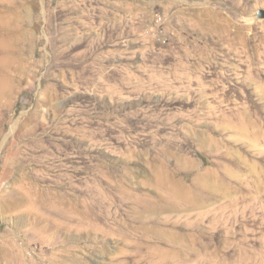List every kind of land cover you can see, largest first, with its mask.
Instances as JSON below:
<instances>
[{
  "label": "rangeland",
  "instance_id": "rangeland-1",
  "mask_svg": "<svg viewBox=\"0 0 264 264\" xmlns=\"http://www.w3.org/2000/svg\"><path fill=\"white\" fill-rule=\"evenodd\" d=\"M260 10L0 0V143L34 155L0 178V264H264ZM205 170L230 202L142 209L168 175L191 186Z\"/></svg>",
  "mask_w": 264,
  "mask_h": 264
},
{
  "label": "bare ground",
  "instance_id": "bare-ground-1",
  "mask_svg": "<svg viewBox=\"0 0 264 264\" xmlns=\"http://www.w3.org/2000/svg\"><path fill=\"white\" fill-rule=\"evenodd\" d=\"M6 54L8 56V53H6ZM2 85H3V81L0 78V96L3 93V91H2L3 90V88H2L3 86ZM0 139H1V133H0ZM35 143H36V140L30 138L29 140L26 141V143L23 145V147L29 146L30 144L33 145ZM3 144H4V142L0 143V151L2 153V154H0V178H2L3 172H4L5 168L8 165H12V163H13V165L17 166L18 168H23V165H24V163L27 162V159L28 158L30 159V158L34 157V155H32V154H27L28 158H26L24 156L18 157L19 154L25 155L26 152L23 153L22 150H20L21 147L19 149H17V150H14V144H16V143H13V141H10L8 144H5V145H3ZM35 157H36V155H35ZM211 172L208 171V170H205L203 172H201V171L198 172L197 175H196V178L193 180L191 186H187L181 179L176 178L174 174L168 175L166 181L165 180H161L160 181V178H159L158 181L160 182V184H162L165 181L164 184L162 185V189L159 188L157 190V194H156L157 197H156L155 201L154 200L148 201L149 199L147 198L148 200H145V205L142 206V209L144 211L153 210V211H163V212H165V211H167V212L168 211H175L176 212V211H178V210H180L182 208H186L187 211H200V212H196V213L198 215L201 214V216H202V214L204 215L203 208H205L203 203H206L207 204V208H208V207H211L212 205H214L213 202H215V201L225 200V201H229L230 202L232 197H231L229 191H227V189H224V187L221 185V182L219 183V181H208L206 179V177H208ZM213 172H214V170H213ZM214 173H212L211 175H214ZM223 184H224V182H223ZM121 192H123V191H121ZM15 194H16L17 198L20 195L19 192H16ZM25 196L23 197V199L24 200L28 199L27 198L28 196L27 195H25ZM23 199H21V200H23ZM232 202H234V201H232ZM26 204L32 205L31 202H29L28 200L26 201ZM20 206H21V204H20ZM20 206L17 203L16 205L11 206L9 208L11 210L12 209L14 210L16 208L19 209ZM6 207L8 208L7 205H6ZM100 207L101 206H100L99 203H97L95 205V208L98 209L97 210L98 212L91 219V222H94V221H97V220H102V212H101ZM94 211H96V210H94ZM224 211H225V208H222V210L220 212L223 213ZM17 212H19V211H17ZM207 212H205L206 215L208 214ZM74 222H76V224L79 226V228L83 227L86 231L91 230L93 228L90 225L91 224L90 222H89V224H87L85 217L76 218V219H74ZM103 222H105V221H103ZM98 228L94 227V230L97 231V230H99Z\"/></svg>",
  "mask_w": 264,
  "mask_h": 264
},
{
  "label": "water",
  "instance_id": "water-1",
  "mask_svg": "<svg viewBox=\"0 0 264 264\" xmlns=\"http://www.w3.org/2000/svg\"><path fill=\"white\" fill-rule=\"evenodd\" d=\"M257 17H259V18H260V17H264V11H261V10L258 11V12H257Z\"/></svg>",
  "mask_w": 264,
  "mask_h": 264
}]
</instances>
